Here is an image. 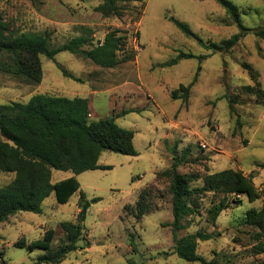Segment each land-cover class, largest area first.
I'll use <instances>...</instances> for the list:
<instances>
[{
    "label": "rangeland",
    "instance_id": "rangeland-1",
    "mask_svg": "<svg viewBox=\"0 0 264 264\" xmlns=\"http://www.w3.org/2000/svg\"><path fill=\"white\" fill-rule=\"evenodd\" d=\"M239 11L233 20L215 0H132L117 18L97 11L99 0H3L0 15L18 32H51L50 44L58 46L92 32L90 49L113 29L127 36L126 51L135 50L134 61L104 69L68 51L54 59L40 56L42 80L31 84L22 77L0 71V106L26 103L38 93L67 98H86L90 120L98 121L126 110L115 119L121 128L134 131L137 156L103 151L95 169L74 175L52 170L51 183L75 176L90 202L82 222L78 248L59 264H200L180 259L174 253L169 178L160 173L177 160L178 172L202 176L225 169L253 175V184L264 189V99L246 95L254 86L244 64L258 74L264 92V38L254 34L264 28V0H228ZM142 15L135 20L137 12ZM185 23L193 33L186 36L171 21ZM242 27L248 30L243 31ZM244 33L229 51H213L204 45L219 44ZM197 58L165 63L179 53ZM60 65L81 81L63 75ZM186 102L172 99L171 92L190 84ZM227 98L233 100L230 113ZM14 179L0 171V187ZM200 182L192 186H200ZM150 187V188H149ZM149 190V211L133 217L139 194ZM152 190V191H151ZM223 194L207 193L199 212L189 217L178 237L202 231L212 238L198 241L197 254L215 264H264V252L256 254V229L244 223L250 208H264V198L250 202L246 196L228 195L229 206L214 224L207 210ZM97 198L98 201L92 202ZM233 200V201H232ZM236 201V202H235ZM79 192L59 204L52 192L42 203L40 214L18 212L0 223V264H33L45 251L14 246L21 238L30 242L54 230L51 250L65 242L62 222H76Z\"/></svg>",
    "mask_w": 264,
    "mask_h": 264
},
{
    "label": "trees",
    "instance_id": "trees-1",
    "mask_svg": "<svg viewBox=\"0 0 264 264\" xmlns=\"http://www.w3.org/2000/svg\"><path fill=\"white\" fill-rule=\"evenodd\" d=\"M3 0H0L2 2ZM97 7L102 16L122 17L132 0H99ZM235 21L239 19V11L228 0H215ZM142 15L137 12L136 21ZM174 25L186 36H192L190 28L178 20L171 18ZM242 30H248L242 27ZM122 30L108 31L101 42L90 49L84 46L92 45V32L83 29V35L75 36L68 41L52 47L51 32L42 33L14 31L8 22L0 15V71L14 77H22L31 84H39L42 80L40 56L53 60L55 55L68 51L91 61L96 66L111 69L121 63L134 61L135 50L126 51L127 36ZM244 33L235 34L219 44L204 45L213 51L227 52L234 47ZM254 34L264 38V28L255 30ZM197 58L199 62L206 55L194 56L190 53H179L165 66L175 65L180 59ZM63 75L77 81L76 78L62 66L57 65ZM248 74L254 80V86H245L242 92L246 95L264 99L257 72L248 64H244ZM200 70L190 84L180 85L171 92L172 99L189 97V91L197 80ZM230 113L234 112L233 100L227 98ZM127 113L122 110L116 115L98 121L90 120L89 101L86 98H67L63 96L38 93L26 102H13L0 106V171L13 173L14 179L6 186L0 187V223L18 212H42L43 201L53 192L59 204H65L70 197L79 192L78 213L76 222L60 224L65 233V242L56 250H51L54 230L48 228L41 238L26 242L24 238L16 241L14 246L28 251L40 249L45 251L33 264H59L67 255L77 250L82 236V222L90 202L80 191V185L75 176L51 183L52 170L71 171L74 175L95 169H110V166L99 164L103 151L122 155L137 156L133 139L134 131L121 128L115 119ZM179 163L175 160L169 169L160 173L169 178L168 191L171 195L173 221L169 224L173 233L174 253L188 262L200 264H215L197 254L198 241L212 238L211 233L197 231L177 236V232L186 227L189 217L199 212L201 198L207 193L223 194L218 204L207 210L210 221L214 224L220 213L228 208V195L246 196L253 202L264 198V189L258 190L253 184V175H246L240 170L225 169L199 176L194 173L178 172ZM264 168V164L259 165ZM200 186H192L194 182ZM150 188V187H149ZM152 191V190H151ZM149 190L143 189L139 194L133 217L140 219L149 211ZM98 201L97 198L92 202ZM233 201V200H232ZM236 202V201H235ZM244 223L256 229L255 253L264 252V208H250L245 213ZM3 264H6L2 261Z\"/></svg>",
    "mask_w": 264,
    "mask_h": 264
}]
</instances>
